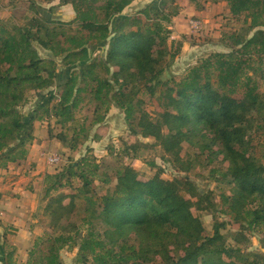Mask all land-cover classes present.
Instances as JSON below:
<instances>
[{
	"label": "trees",
	"instance_id": "1",
	"mask_svg": "<svg viewBox=\"0 0 264 264\" xmlns=\"http://www.w3.org/2000/svg\"><path fill=\"white\" fill-rule=\"evenodd\" d=\"M59 1L72 5L73 20L49 19L31 5L35 15L22 25L0 22V169L27 158L41 114L66 124L89 92L106 112L111 105L122 109L129 133L153 138L180 172L193 171L196 160L210 164L222 156L226 166L216 180L230 188L216 201L188 175L164 179L158 171L143 180L120 162L110 177L116 185L99 195L94 181L103 165L83 156L47 177L48 197L63 180L79 182L69 203L62 204L66 196H51L45 211L59 223L81 203V225L71 223L70 230L41 241L39 262L62 264L60 251L68 245L77 248L81 264H264V253L247 251L253 235L264 248V0H213L226 2L241 28L222 37L224 51L204 57L180 80L165 81L179 54L168 46L166 26L180 13L177 0H152L133 15L124 14L133 0ZM189 1L204 9L201 0ZM36 45L48 52L45 57ZM96 50L103 55L94 56ZM60 68L68 76L56 86ZM159 88L161 111L154 115L138 96L144 89L154 96ZM32 91L40 99L25 116L20 107ZM184 143L197 150L195 161L181 155ZM140 146L146 144L136 141L128 149L138 152ZM195 205L230 218L238 226L234 244L221 233L224 222L216 220L213 235H207ZM84 227L87 235L79 240ZM1 251L7 256L0 253V264H14V247L3 243Z\"/></svg>",
	"mask_w": 264,
	"mask_h": 264
},
{
	"label": "rangeland",
	"instance_id": "2",
	"mask_svg": "<svg viewBox=\"0 0 264 264\" xmlns=\"http://www.w3.org/2000/svg\"><path fill=\"white\" fill-rule=\"evenodd\" d=\"M138 1V0H135ZM136 2L141 4L136 10L128 8L126 13L133 15L137 10L143 8L146 3L144 0ZM150 1V0H149ZM205 1V2H204ZM148 2V0L146 1ZM180 7L178 17H173L169 24H166L170 29L168 46L172 52L179 51L171 60L168 68L162 76V81L165 80H180L193 65L204 57L215 52H221L225 49L221 45V39L224 35L237 31L242 26V21L236 19L229 12L227 3L221 1V4H211L213 0H201L207 7L204 11H198L196 6L189 0H177ZM133 4V5H137ZM148 4V3H147ZM35 5L41 15L49 19H57L71 21L75 18V12L70 4H62L59 0H18L11 2L10 0H0V22L12 26L13 24L22 25L30 17L35 15L34 10L30 8ZM135 7V6H133ZM190 19H200L203 21V26L198 31H191L189 27ZM76 27V25H74ZM37 46V45H36ZM39 53L45 57L48 52H45L38 47ZM103 51H94V56L103 55ZM169 61V60H168ZM67 68H60V78L57 79L56 86L61 82V78L65 80L68 76ZM54 89L55 93H60L59 89ZM161 89L159 88L154 96L149 95L144 89L138 96L139 105L147 112L154 114L156 111H161V107L157 103V97ZM40 96L38 93L30 92L27 102L23 103L20 110L23 115L28 116L35 105L38 103ZM81 102L74 110V116L71 121L66 124H61L54 117H47L46 114L42 120H37L33 124L32 140L27 143V160L23 163L22 175L26 180L27 190L34 193L37 199L40 198L42 215L39 224L43 232L42 236L37 240L34 249H30L27 256V261L24 264H41L39 259L44 251V239L55 236L71 229V223L80 224L79 211L82 210L81 203H78V209L70 215L69 219L66 216L61 217L58 223L50 217L45 211V207L50 197L59 198L66 196L62 204H67L70 201L69 195L76 193L75 187L79 185L77 180H74L73 185H69L66 180H63V185L56 191H52L50 196L46 195V187L49 184L48 175H55L63 171L72 161L80 160L83 156L96 158L97 162L103 165L98 177L95 178L94 185L99 195H103L112 190L116 185V180L110 177L116 173L120 162L130 165L140 174L143 180L151 179L158 171H162L164 179H181L189 176L195 181L201 191L211 196H214L216 201L220 200L222 191H229V186L217 181L220 177L218 172L226 166L223 157L210 164H204L202 161L196 160V167L193 171L186 174L178 171L172 163H169L164 157V153L160 146L155 145L153 138L142 136L134 137L129 133L125 119V113L122 109L111 105L109 111L105 105H100L98 102L92 101L91 94L85 92L81 96ZM103 120L98 122L99 119ZM65 137V138H64ZM140 141L146 146H140L138 152H133L128 149L129 144ZM43 153H55L62 159L60 165L50 166L47 164ZM197 150L192 148L188 143L183 144L181 155L190 160L196 156ZM264 153V147H263ZM205 157L203 156V159ZM26 160V159H25ZM22 160L18 163H22ZM195 161V160H192ZM260 161L264 162V158ZM16 163V164H18ZM12 165V164H10ZM14 165V164H13ZM217 173L211 172L212 170ZM2 169H0V172ZM37 174L32 175V173ZM217 175V176H216ZM4 177L0 175V178ZM110 178V179H109ZM104 179H109L110 182L105 183ZM194 213L200 218V221L205 228L206 234L212 236L214 233V224L216 220L226 223L224 228H221V233L227 238L229 244H234L233 235L238 230V226L227 216L219 213L214 215L207 211H201L194 206ZM102 226V224H101ZM87 235V228L80 229L78 233L79 240H82ZM242 246V245H241ZM43 249V251H41ZM77 248L65 246L60 251L62 264H81L77 261ZM247 251L262 254L264 248L260 243L259 235L251 236L250 243L247 244Z\"/></svg>",
	"mask_w": 264,
	"mask_h": 264
},
{
	"label": "crops",
	"instance_id": "3",
	"mask_svg": "<svg viewBox=\"0 0 264 264\" xmlns=\"http://www.w3.org/2000/svg\"><path fill=\"white\" fill-rule=\"evenodd\" d=\"M146 1L144 0V3L147 4L152 0ZM136 2L141 1L133 0L129 7L133 10L139 8L141 4ZM214 4H221V2ZM206 7L204 4V9L201 11H204ZM126 10L124 14H127ZM26 162H28L27 158L24 162L14 163V165L12 164L0 172V175L4 176L0 178V251L3 243L9 247H14V264L26 263L28 252L43 232L39 224L42 217L40 198L37 199L34 193L27 190L26 180L24 176H21L24 167L22 164ZM34 174L37 172L32 173V175ZM6 256L7 252L1 253V258Z\"/></svg>",
	"mask_w": 264,
	"mask_h": 264
},
{
	"label": "built area",
	"instance_id": "4",
	"mask_svg": "<svg viewBox=\"0 0 264 264\" xmlns=\"http://www.w3.org/2000/svg\"><path fill=\"white\" fill-rule=\"evenodd\" d=\"M188 24L191 31H198L202 28L203 21L200 19H190ZM42 156L45 157L47 164L50 166H58L62 161L61 157L55 153H43Z\"/></svg>",
	"mask_w": 264,
	"mask_h": 264
}]
</instances>
